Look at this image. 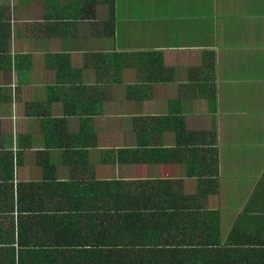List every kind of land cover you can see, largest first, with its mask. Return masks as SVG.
<instances>
[{"label":"crops","instance_id":"1","mask_svg":"<svg viewBox=\"0 0 264 264\" xmlns=\"http://www.w3.org/2000/svg\"><path fill=\"white\" fill-rule=\"evenodd\" d=\"M107 182L184 236L264 227V0H0V257Z\"/></svg>","mask_w":264,"mask_h":264},{"label":"trees","instance_id":"2","mask_svg":"<svg viewBox=\"0 0 264 264\" xmlns=\"http://www.w3.org/2000/svg\"><path fill=\"white\" fill-rule=\"evenodd\" d=\"M156 183L162 189L167 184ZM98 184L103 187L102 204L96 209L89 205L88 214H54L53 226L47 230L41 221L40 232L32 230L31 221L39 214L19 218L15 234L11 224L2 239L7 253L0 264H261L264 260V240L255 239L263 236L264 227L223 243L210 235L211 212L203 214L207 221L199 218L205 222L197 228L200 235L184 236L182 221L176 220L178 208L168 199L166 205H158L149 198L141 200V192L131 195L118 187L120 183Z\"/></svg>","mask_w":264,"mask_h":264}]
</instances>
